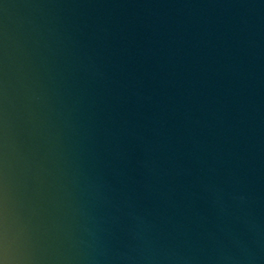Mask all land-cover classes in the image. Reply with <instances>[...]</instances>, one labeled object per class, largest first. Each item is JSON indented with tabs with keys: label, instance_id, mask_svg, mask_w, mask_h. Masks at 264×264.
I'll list each match as a JSON object with an SVG mask.
<instances>
[{
	"label": "water",
	"instance_id": "1",
	"mask_svg": "<svg viewBox=\"0 0 264 264\" xmlns=\"http://www.w3.org/2000/svg\"><path fill=\"white\" fill-rule=\"evenodd\" d=\"M5 264H264V0H0Z\"/></svg>",
	"mask_w": 264,
	"mask_h": 264
},
{
	"label": "snow or ice",
	"instance_id": "2",
	"mask_svg": "<svg viewBox=\"0 0 264 264\" xmlns=\"http://www.w3.org/2000/svg\"><path fill=\"white\" fill-rule=\"evenodd\" d=\"M0 264H5V261L3 259H0Z\"/></svg>",
	"mask_w": 264,
	"mask_h": 264
}]
</instances>
